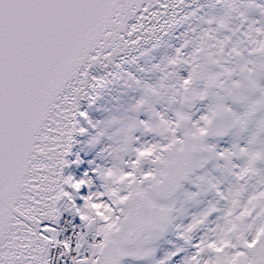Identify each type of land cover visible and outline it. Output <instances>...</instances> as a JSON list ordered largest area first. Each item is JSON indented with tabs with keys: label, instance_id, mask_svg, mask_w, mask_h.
<instances>
[{
	"label": "snow or ice",
	"instance_id": "6c2138e0",
	"mask_svg": "<svg viewBox=\"0 0 264 264\" xmlns=\"http://www.w3.org/2000/svg\"><path fill=\"white\" fill-rule=\"evenodd\" d=\"M167 8L164 0H155V5L144 0H0V264H50L49 250L56 246L62 248L61 255L75 251L73 264H122L124 257L151 256L155 249L146 246L151 234L170 224L175 211L154 197L158 191L180 186L189 172L208 169L211 161L207 158L190 166L194 154L201 151L215 158L213 168H227L236 181L225 188L215 177L198 176L227 202L224 227L219 232L209 227L221 212L209 203L187 218L186 224L177 225L182 244L158 264H264V168L260 167L264 140L259 141L261 147H253L264 134V120L243 142H228L225 147L219 141L205 142L219 113H229L232 126L246 129L256 108L238 114L222 102L206 105L202 112L198 108L191 114L178 112L175 120L158 112L168 143L147 141L133 148L134 158L124 161L126 168L121 170L119 183L125 189L118 196L103 190L102 183V190H90L81 197L82 204L75 199L85 186L91 189L95 178L112 179L110 167L98 164L91 169L93 175L86 171L80 178L64 174L73 133L88 132V128L77 127L78 117L88 115L79 110V99L87 89L104 83L100 76L89 80L87 69L101 61L111 63L118 53L147 43L150 36L170 27L174 13L162 11ZM207 23L217 27L205 30L202 51L186 54L184 41L176 48V56L168 58L170 64L187 66L177 85L180 95L193 96L200 103L210 94L217 95L210 93L211 88L226 93L222 100L234 89L242 90L239 81L219 80L220 73L203 89L194 87L202 59L223 67V61L242 54L228 34L235 30L223 18ZM256 23H249L241 35L254 46L252 52L264 55V24L254 27ZM221 29L225 30L223 39L216 35ZM224 71L231 76L229 69ZM241 71L247 72L248 84L255 86L257 69L242 67ZM145 87L154 91L152 85ZM259 109L264 110V101L259 102ZM188 121L195 137L191 143L186 133H180ZM97 123L88 120L92 129ZM140 123L146 132L152 131L146 121ZM220 135L224 139L228 133ZM253 177L259 179L248 191ZM194 187L199 189L198 184ZM199 194L187 193L190 199ZM60 201L70 205L64 210L78 216L82 228L97 218L91 214L93 205L108 209L99 217L104 227L96 233L99 239L94 238L88 254H81L82 232L76 234L74 246L70 239L57 238L54 225L60 221ZM133 245L141 247L133 251Z\"/></svg>",
	"mask_w": 264,
	"mask_h": 264
},
{
	"label": "rangeland",
	"instance_id": "374dc122",
	"mask_svg": "<svg viewBox=\"0 0 264 264\" xmlns=\"http://www.w3.org/2000/svg\"><path fill=\"white\" fill-rule=\"evenodd\" d=\"M240 13H243L244 16L241 17ZM219 18H223L228 23L229 28L235 30L228 34L232 36V43L237 44L242 54L223 61V67L202 59L200 61L202 68L195 80L194 87L198 90L203 89L214 74L220 73L219 80L239 81L242 90L234 89L231 96L222 100L226 97V93L220 88H211L210 93H217V95L210 94L209 98L201 103L193 96L182 97L177 85L180 77L186 75L185 68L187 66L182 63L170 64L168 58L176 56V48L184 41H187L184 48L186 54L191 53L194 49L202 51L201 38L205 35V30L217 27L215 23L208 24L207 20ZM252 21L257 22L254 27L264 24V0L241 1L223 9H204L195 19L169 39L162 48L132 65L123 76L110 85L109 90L100 99L84 108V112L88 115L84 119L83 127L88 128V132L84 133L78 140L75 155L69 162L66 176L72 175L80 178L86 171L91 176L93 175L91 169L99 164L112 168L113 178L108 180L95 178L91 189L85 186L75 196L78 203H83L81 197L85 193L88 194L90 190H102V183L105 185L103 190L118 196L119 192L125 189V186L119 183L121 170L126 168L124 161L134 158L133 148L147 141L151 144L168 143V133L161 126L160 117L157 116L158 112L163 114L165 118L175 120L178 112L191 114L195 113L197 108L202 112L206 110V105L222 102L231 105V108L238 114L252 113V109L256 108L257 111L249 116L246 129L232 126L229 113H219L205 142L216 143L219 141L220 146L225 147L228 146V142L230 144L240 143L251 138L259 121L264 120V110L259 109V102L264 101V67H262L264 66V55L252 52L251 49L254 46L249 44L241 35ZM216 35L219 39H223L225 30L221 29ZM242 67H255L257 69L255 86L248 84L247 72H242ZM224 69L231 71L230 77L227 76ZM129 73L132 75L130 76ZM137 79L140 80V84L136 83ZM145 85H152L154 91L147 90ZM88 120H92L94 123L98 122L97 127L92 129ZM141 120L146 121L152 131L146 132L145 125L140 123ZM191 129L190 121L186 122L185 126L180 129V133L187 134L186 138L190 143L195 142ZM223 132H227L228 136L221 139L220 133ZM136 137H139V141L136 140ZM103 138L111 141L106 154L101 153V148H98L99 141ZM260 140H264V134L258 137V142L253 147H261ZM202 158L211 161L208 169H197L189 172L188 179L179 182L180 186L173 185L171 188L156 193L154 199L157 203L170 204L175 211L172 213L174 219L171 223L162 226L163 230L152 233L149 238L146 246L154 248V254L147 258L124 257L122 264H158L168 251L182 244L176 234L180 230L177 225L186 224L187 218L193 213H199L209 203L215 204V192L210 189L208 183L199 180L198 176L215 177L216 180L223 183L225 188L236 183L235 178L227 168L212 167L217 161L207 151L195 153L190 166L195 167L196 161ZM223 163V161H219V164L223 165ZM144 167L147 168L149 165L145 163ZM260 167L264 168V164ZM258 179L259 177H253L249 181L248 191L253 190L252 186L256 184ZM196 184L199 185V189L194 187ZM191 191H199L200 194L195 199H190L187 193ZM107 212L108 209L103 205H93L91 214L97 218L92 223L87 224V227L93 232L101 230L104 224L99 217ZM223 216L218 213L215 223L210 224L209 227H217V232H219L224 227ZM138 247L141 246L133 245L131 250L136 251Z\"/></svg>",
	"mask_w": 264,
	"mask_h": 264
},
{
	"label": "water",
	"instance_id": "95a60500",
	"mask_svg": "<svg viewBox=\"0 0 264 264\" xmlns=\"http://www.w3.org/2000/svg\"><path fill=\"white\" fill-rule=\"evenodd\" d=\"M226 1L229 0H224V2ZM164 2L168 4V8L162 11H164L166 14L174 13V16H171V19L174 20L175 22L166 30L157 33L156 36H150V39L147 43L142 42L140 45L136 47L125 49L123 52L118 53L113 58L111 63H108L107 61H101L92 64L87 69L89 72V80L91 79L92 76H94L96 72H99L101 74H97L96 76L104 77V83L96 88L87 89V94L81 96V98L79 99V104L85 99H87L89 96L94 94L96 91H98L106 83H108L110 79L116 74V72L123 66L124 63L132 60L133 58L161 44V38L169 34L170 32L176 30L177 28L181 27L185 22V20L187 19V17H189L190 15H192L193 13H195L200 9L213 6L214 4H220L222 3V0H184V3H179L178 0H164ZM144 3L145 4L151 3L152 5H155V0H144ZM165 18H169V17L166 15ZM112 71L114 72L110 76V79H106L105 76H103V75L108 76L109 74H111ZM78 119L80 121V117H78ZM76 135L77 132L73 133V137H76ZM73 144H74V139H72V146L67 155L72 154ZM64 174H65V170H64Z\"/></svg>",
	"mask_w": 264,
	"mask_h": 264
},
{
	"label": "bare ground",
	"instance_id": "6f19581e",
	"mask_svg": "<svg viewBox=\"0 0 264 264\" xmlns=\"http://www.w3.org/2000/svg\"><path fill=\"white\" fill-rule=\"evenodd\" d=\"M241 1H246V0H229L226 1L224 3H222L221 5L218 6L219 9H223L226 7H229L235 3L241 2ZM207 8H214V9H218L215 8V6H210ZM207 8H203L200 9L198 11H196L195 13H193L192 15H190L189 17H187V19L185 20V22L183 23V25L179 28H177L176 30L170 32L169 34L165 35L164 37L161 38V44L157 45L156 47L144 52L143 54L133 58L132 60L126 62L123 64V66L116 72V74L110 79V81L108 83H106L103 87H101L98 91H96L94 94H92L91 96H89L87 99H85L84 101H82L79 104V110L82 111L86 106H88L89 104H91L93 101H96L98 99L101 98V96H103L108 90L110 85L113 83V81H115L116 79H119L132 65H135L136 63H138L139 61H141L142 59L150 56L153 52L159 50L160 48L163 47V45L169 40L171 39L176 33V31H180L182 28H184L190 21H192L193 19H195L197 17V15H199L204 9ZM83 117H80V121H79V125L78 127H83V122H84ZM83 134H80L77 132L76 137H73L74 139V144H73V149H72V154L70 155H66V159L70 162V160L72 159V156L74 157V153H75V149L77 146V142L78 140L82 137ZM69 164L65 167V172L68 170ZM215 205L221 209L220 214L224 215V210L226 209V201L221 200L216 194H215ZM64 201H60L58 203V207L61 208L62 205L64 204ZM63 261V259H62ZM72 261V260H71ZM73 263V261H72Z\"/></svg>",
	"mask_w": 264,
	"mask_h": 264
},
{
	"label": "built area",
	"instance_id": "2783aa9c",
	"mask_svg": "<svg viewBox=\"0 0 264 264\" xmlns=\"http://www.w3.org/2000/svg\"><path fill=\"white\" fill-rule=\"evenodd\" d=\"M68 221H71L70 220V218H68V217H65L64 218V225L65 226H68V227H72V225H70L69 223H68ZM73 225H77V227H75V228H71L72 229V233H71V231H70V233H69V237H70V240H71V242L73 243V246L75 245V243H76V234L77 233H79V232H82V230H81V227H79V223L78 224H73ZM72 255H75V251H73L72 253H71V258H70V261L72 260ZM72 262V261H71ZM71 264V263H70Z\"/></svg>",
	"mask_w": 264,
	"mask_h": 264
}]
</instances>
